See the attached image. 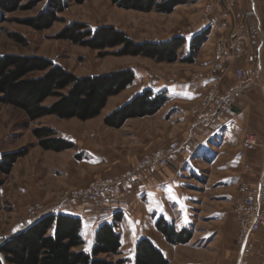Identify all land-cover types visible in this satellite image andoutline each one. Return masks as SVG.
Wrapping results in <instances>:
<instances>
[{"label": "rangeland", "instance_id": "obj_1", "mask_svg": "<svg viewBox=\"0 0 264 264\" xmlns=\"http://www.w3.org/2000/svg\"><path fill=\"white\" fill-rule=\"evenodd\" d=\"M50 1L17 0L13 11L0 15V56L44 58L78 79L125 70H146L148 76L144 80L152 87L154 80L189 82L194 76L205 75L214 78L216 82L208 86L200 104L203 105V101L211 93L216 92L219 98L229 94L227 101L232 111V98L240 93L242 83L252 79L258 85L256 96L260 99L255 101L252 114L255 112L259 116L260 112L263 115L261 125L264 124V0H254L256 14L249 12L247 0H203L205 3L199 6L195 5L202 1L183 0V4L175 7L170 14L160 13L155 8L150 12L126 10L112 0H87L80 4L69 2L67 8L57 15V22L48 29L37 31L32 27V22L47 11ZM163 1L166 0H157V3ZM4 2L5 0H0V5L3 6ZM225 2L228 9H224ZM74 25L81 27L78 32L80 34L109 28L121 33L134 44L163 43L174 39H183L185 44L177 50L175 62L158 63L141 55H124L123 45L94 50L84 44L88 38L82 39L81 44L65 39L62 35ZM201 33L206 34V37L192 58L190 43ZM227 33L230 36L239 35L238 40H231ZM70 35L77 37L78 34L74 31ZM258 65V76L250 78L251 71ZM240 71L246 78L243 81L238 77ZM41 75L43 74L35 73L30 77ZM144 80L138 82L134 78L122 92L108 98L98 117L86 122L77 119L61 120L55 116L30 122L20 110L10 106L0 107V162L2 155L25 151V155L15 162L9 174L0 172V241L10 237L12 229L22 228L33 222L30 221L33 214H38V218L46 216L69 195L87 190L96 183L114 180L152 153L167 149L173 143L181 144L185 140V133L173 137L160 136V139H154L151 152L140 155L145 150L140 142L138 118L125 121L119 128L105 124V119L137 91L145 83ZM234 87H238V90L235 93L230 92ZM68 89L61 91V94H65ZM216 100L212 104L216 105ZM56 101L57 97H49L42 105L48 107ZM246 127L240 147L244 151L254 152L260 146L259 139L253 133L255 131L251 123ZM42 128L51 129L55 133L54 138L71 143L72 148L62 152L42 149L39 146L40 141L33 135L34 131ZM191 134L193 137V133ZM246 135L256 140L252 149L244 147ZM95 156L105 158L107 165L91 169L88 165ZM133 157L140 158L134 162ZM263 165L264 160L257 166L244 164L240 171L245 176L254 177L240 185L246 184L254 188ZM132 185L117 186L120 192L117 198L106 199L98 196L89 200L79 199L75 204L67 203V207H82L92 214L102 213V204L118 200L122 189ZM201 189H204L203 186ZM235 190L234 194H238V197L229 204L211 200L214 195L224 192L223 190L206 191L204 203L199 209L224 210L226 218L220 224L199 223L198 227L217 229L219 234L208 249L169 248L171 264H237L239 248L252 210L245 203L246 195L240 193L239 187ZM261 196L259 214L264 217V193ZM196 209L199 211L198 207ZM151 236L162 247H167L168 243L158 231L151 233ZM190 237L191 241L192 234ZM197 237L198 235L195 239ZM224 238L230 241V247L220 250V243ZM158 243L154 242L157 248ZM262 243L264 228L250 235L242 264H254L258 259L264 258L263 248H260ZM121 257L120 252L118 256H99L112 263L122 259Z\"/></svg>", "mask_w": 264, "mask_h": 264}, {"label": "trees", "instance_id": "obj_2", "mask_svg": "<svg viewBox=\"0 0 264 264\" xmlns=\"http://www.w3.org/2000/svg\"><path fill=\"white\" fill-rule=\"evenodd\" d=\"M17 0H5L0 5V15L14 10ZM87 0H51L47 11L33 20L32 27L37 30L48 29L58 21L68 3L80 4ZM120 8L150 12L156 9L163 14L183 4V0H112ZM81 27L72 26L64 33V38L76 44L89 39L84 44L94 50L123 45L124 55L144 56L158 63L176 61L177 50L185 44L183 39L163 43L134 44L124 35L112 29H96L78 33ZM78 34L72 37L69 32ZM77 32V33H76ZM206 34L201 33L190 43V56L204 42ZM190 56H187L188 58ZM193 60V59H192ZM191 61V59L189 60ZM42 73L39 77H30ZM131 70L115 72L104 76L78 79L60 66L40 57L0 56V107L10 106L24 113L33 122L47 116L61 120L77 119L82 122L99 116L108 98L118 95L134 80ZM65 94L61 91L67 89ZM49 97H57L51 106L42 104ZM164 92L154 95L145 90L122 105L105 119L109 127L119 128L125 121L155 114L165 103ZM39 146L46 151L62 152L72 148L71 143L54 138L51 129L42 128L33 132ZM25 155V151L2 155L0 172L9 174L15 162ZM82 221L65 214H48L24 225L17 233L0 241V264H169L168 259L147 239L139 240L134 249L133 259H119L114 263L99 256H118L121 246L120 236L111 225L98 227L94 234V244L90 251L81 250L86 245L82 236ZM156 230L171 245L186 244L191 234L177 233L172 225L159 219Z\"/></svg>", "mask_w": 264, "mask_h": 264}, {"label": "crops", "instance_id": "obj_3", "mask_svg": "<svg viewBox=\"0 0 264 264\" xmlns=\"http://www.w3.org/2000/svg\"><path fill=\"white\" fill-rule=\"evenodd\" d=\"M199 1L202 2H197L195 6L205 3L203 0ZM247 4L249 12L256 14L254 0H247ZM228 8L225 2L224 9ZM227 36L230 34L227 33ZM238 37L239 35H231L229 38L237 41ZM259 66H255L251 71L250 78L258 76ZM133 71H135V78L139 80L138 82L147 79L146 70L133 69ZM144 81L145 83L140 85L137 91L117 107V109L120 108L145 90H151L154 95L164 92L167 97V102L156 114L138 118L140 142L146 151L140 155L151 152L154 139H160V136L173 137L180 133L186 134L183 141L186 145L185 149L187 147L186 151L174 156L167 167H153L141 172L138 182L131 187L123 188L118 200L102 204L104 206L102 213L92 214L82 207L70 208L67 207L69 205L65 201H62L57 207L52 208L49 214H65L82 221L81 232L86 245L81 250L90 251L94 244L96 230L107 224L113 226L115 233L120 236L119 252L122 259L132 260L136 243L141 239H147L164 254L171 264L172 260L168 256L169 248L172 250L177 247L193 250L208 249L216 235L219 234L217 229L200 228L198 224H220L225 220L226 212L216 208L205 211L199 209V206L201 207L204 203L206 191L213 190L224 192L214 195L211 198L212 201L218 203L220 201L223 204L231 203L238 197V194L234 192L240 183L254 177L253 175L245 176L240 170L244 164L257 166L264 160V124L261 125L263 115L260 112H258L259 116L255 115V112L252 114L255 101H260L256 96L258 85L252 79L242 83L240 93L231 100L236 116L234 118L224 117L217 124L200 123V115L209 114L215 107V104L209 107L200 104L201 98L208 89L207 83L154 80V87H152L149 82ZM249 123L260 143L254 152L244 151L240 147L242 135L246 132V126ZM253 123L254 126H252ZM138 158L133 157L132 159H135V162ZM104 159L95 156L88 166L91 169L106 166ZM217 174L220 175L216 176ZM201 186L204 189H201ZM159 219L172 225L177 233L186 231L192 234V240L186 244H167L166 248L162 247L151 236V233L157 232L156 223ZM20 229H12L10 236ZM195 234L198 235L196 239ZM154 242L158 243V248ZM229 244L230 241L224 238L220 243V250L228 249ZM260 248L264 251V243ZM254 264H264V258L258 259Z\"/></svg>", "mask_w": 264, "mask_h": 264}, {"label": "built area", "instance_id": "obj_4", "mask_svg": "<svg viewBox=\"0 0 264 264\" xmlns=\"http://www.w3.org/2000/svg\"><path fill=\"white\" fill-rule=\"evenodd\" d=\"M220 67V66H218ZM220 71L221 69L218 68ZM238 77L241 81L245 78L244 74L240 71L238 72ZM250 77V75H249ZM190 83L197 82H205L207 85H212L216 80L214 78H209V76L198 75L194 76ZM214 89V87H212ZM238 90V87H234L230 90V92L235 93ZM229 98V94L224 97L219 98L216 92L211 93L210 96L206 97L203 101L204 106H210L214 102L217 101L215 107L209 114H201L200 115V123L210 122L211 124L220 123L224 117L233 118L235 116V112L231 110L229 102L227 101ZM192 136V134H191ZM194 136V135H193ZM256 145V140L252 136L246 135L244 138V147L246 149H252ZM185 143L181 144L173 143L169 148L156 151L152 153L150 156L146 157L138 164L134 166L130 171L126 174L110 181H103L96 183L89 187L87 190L78 191V193H73L69 195L64 201L66 203L75 204V202L79 199L89 200L98 196H104L106 199L117 198L120 194L119 188L117 186L120 185H132L138 182L139 173L143 170L153 168V167H166L171 162L174 156L184 153ZM239 191L242 195H246L245 203L249 205V208L252 210L251 216L247 223V228H245V233L243 235L239 256L237 259V264H242L244 260V254L248 249L249 238L250 235L260 228H264V217L260 216L259 208L261 206L262 193H264V165L262 169L258 173L257 184L254 188L249 185L242 184L239 186ZM242 208V207H241ZM38 214H33L30 217V221H34L38 219Z\"/></svg>", "mask_w": 264, "mask_h": 264}, {"label": "bare ground", "instance_id": "obj_5", "mask_svg": "<svg viewBox=\"0 0 264 264\" xmlns=\"http://www.w3.org/2000/svg\"><path fill=\"white\" fill-rule=\"evenodd\" d=\"M240 249V248H239ZM243 257H245V254H244V256Z\"/></svg>", "mask_w": 264, "mask_h": 264}, {"label": "snow or ice", "instance_id": "obj_6", "mask_svg": "<svg viewBox=\"0 0 264 264\" xmlns=\"http://www.w3.org/2000/svg\"><path fill=\"white\" fill-rule=\"evenodd\" d=\"M15 231V230H14ZM87 250V249H86Z\"/></svg>", "mask_w": 264, "mask_h": 264}]
</instances>
